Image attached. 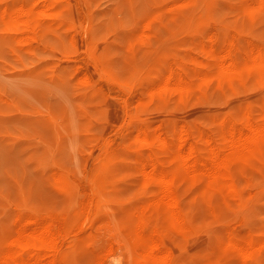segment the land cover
<instances>
[{
  "label": "rangeland",
  "instance_id": "obj_1",
  "mask_svg": "<svg viewBox=\"0 0 264 264\" xmlns=\"http://www.w3.org/2000/svg\"><path fill=\"white\" fill-rule=\"evenodd\" d=\"M178 1L57 0V8L62 12L60 22L73 21L74 28L66 30L65 25L61 27L62 35L50 30L43 38L31 40L33 49L20 59L7 52L0 37V249L17 217L32 210L66 213L75 215L78 225L84 222V226L79 225L81 235L76 239L69 236L65 243L64 255L69 264H96L100 255L104 264H112L121 250L116 248L114 253L107 254L105 248L116 241L113 234L121 224L124 237L130 234L133 211L144 196L134 175L135 130L145 121L163 127L166 133L186 124L210 128L212 123L208 122L213 117L236 112L246 99L257 105L259 90L252 86H240L233 97L226 91L209 89L184 101L169 95L162 100L154 98V92L149 91L153 83L170 67L187 65L189 58L198 56L202 41L210 44L214 40L219 46L234 38L239 44L249 39L264 43L263 0ZM252 1L256 6L254 13L245 15L243 6ZM71 36L76 40V48L69 44ZM91 53L94 59L89 56ZM80 66L83 68L76 70ZM108 75L112 82L107 81ZM24 76L31 78L25 80ZM104 140L109 141V149ZM100 149L105 151H101L104 156ZM99 161L107 183L102 187L105 191L100 195V203L94 200L90 205L93 193L88 175ZM251 170L254 176L246 191L254 196L243 202L242 213L225 208L212 215L201 199L184 197L196 231L174 238V246L178 247L174 264H234L232 255L219 243L227 230L263 233L264 168ZM57 175L72 177L74 186L62 188L55 182ZM107 226L113 230L106 231ZM128 254L130 251L124 252V264ZM247 264H264V247Z\"/></svg>",
  "mask_w": 264,
  "mask_h": 264
},
{
  "label": "bare ground",
  "instance_id": "obj_2",
  "mask_svg": "<svg viewBox=\"0 0 264 264\" xmlns=\"http://www.w3.org/2000/svg\"><path fill=\"white\" fill-rule=\"evenodd\" d=\"M201 1L203 2V0ZM201 1L200 3H202ZM179 2L180 0L177 3L179 4ZM198 4L197 2L196 5L199 7L200 4ZM254 7L256 6H254L253 1L246 2L243 6L245 15L251 16L254 13ZM77 11L78 9H75L76 13ZM60 16H62V12L61 9L57 8V0H10L8 2L0 0V30L3 32L0 37L4 45L2 46L6 47L7 52L13 57L20 59V57L25 56L33 49L30 44L31 40H35L37 37L43 38L50 30L59 32L62 35L61 27L63 28L66 25V30L73 27V21L69 20L66 23H62L60 22ZM79 22L77 23L78 25H80ZM84 25L86 26V23ZM143 25L144 23L141 26ZM145 25H148V23ZM86 28L88 30V27ZM143 32L145 33V31ZM138 35L141 36V33ZM94 39L96 38L94 37ZM81 40L83 43L84 39ZM237 41V38H234L221 44V46L219 44L216 45L214 40L210 44H203L204 42L202 41V44L198 46V56L189 58L187 65L179 64L170 67L151 86L149 91L154 92L156 100H162L166 95H169L184 101L197 93L207 92L209 89L220 92L226 91L233 97L240 86L257 88L260 98H258V103L255 106L250 100L246 99L242 101L236 112H226L213 117L211 122H208L212 123L210 128L180 124L181 126H177L170 133H166L163 127L156 126V123V125L154 124L155 126H152V123L145 121L135 130L132 134L134 175L141 192H143L141 194L144 196L139 200V204L133 211V225L131 226L130 234L124 237V226L121 224L118 227V232H116L117 235L113 234V237H116V241L109 243L110 246L105 248H108V251L105 250L107 254L114 253L116 248L119 251L121 250V255L117 252L119 257L115 261L116 263L112 262V264H124V252L129 251L130 254L128 255L130 257L126 258V264H174L178 254V247L174 246V238L182 233L196 231L195 226L192 224L189 204L187 205L184 197L201 199L207 211L215 215L225 208L231 209L235 213H242L244 211L243 202L254 196V194L251 195V192L248 193L246 188L251 185L252 177L254 176L251 169L264 168V43H256L250 39L244 44H239ZM69 44L72 48H76L74 36H71ZM92 57L94 59V55ZM68 58L71 57L64 59ZM92 62L91 65L93 64ZM81 67H76V70L80 71L83 68ZM93 68L97 71V66ZM98 73L97 76H99ZM83 76L85 77V75ZM102 77L101 79L105 78ZM108 77L109 75L107 76V81L112 82L110 77V80H108ZM28 78L31 77L24 79L29 80ZM44 81L46 82V80ZM63 94L60 95L63 96ZM115 128L117 129V127ZM107 140L106 142L104 140L105 145H103L108 148L106 143L108 142L109 144V141ZM101 151L105 152L103 149H100V153H102ZM98 154L96 153V156H99ZM100 165L99 161L92 168L90 176L88 175L87 182L90 187L92 186L91 192L93 193L92 198L88 202L90 205L94 200L100 203V195L105 191L104 189V191L102 190V187L107 183V179L100 172ZM54 172L53 175L55 176ZM80 181H86V179H80ZM55 182L61 184L59 186L62 188H71L75 184L72 177L64 175H57ZM76 198L78 197L76 196ZM97 213L98 211L96 210ZM77 222L75 215L68 216L66 213L53 214V212L47 213L38 210H32L24 216L17 217L16 225L0 249V264H69L68 258L64 255L66 252L64 246L68 238H70L69 236H74L76 239L78 235H81L83 230L81 231L80 227H82L84 222H80V227ZM107 228L108 226L106 231L110 229V227ZM219 243L222 249L232 255L234 264H247L256 252L264 247V231L262 234L256 235L251 229L250 231L229 229ZM117 244L119 245L118 247L116 246ZM102 257L103 255L98 257L96 264H104L105 261Z\"/></svg>",
  "mask_w": 264,
  "mask_h": 264
}]
</instances>
